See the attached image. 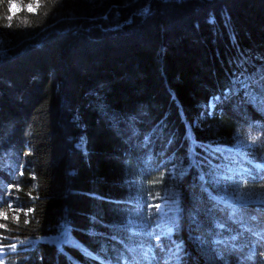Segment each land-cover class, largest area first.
<instances>
[{"label": "trees", "instance_id": "trees-1", "mask_svg": "<svg viewBox=\"0 0 264 264\" xmlns=\"http://www.w3.org/2000/svg\"><path fill=\"white\" fill-rule=\"evenodd\" d=\"M246 89L263 96L264 0H0V264H147L127 221L170 186L180 264H264V206L212 182L218 146L264 127Z\"/></svg>", "mask_w": 264, "mask_h": 264}, {"label": "rangeland", "instance_id": "rangeland-1", "mask_svg": "<svg viewBox=\"0 0 264 264\" xmlns=\"http://www.w3.org/2000/svg\"><path fill=\"white\" fill-rule=\"evenodd\" d=\"M243 87L246 88L245 85ZM262 95L260 97L256 96L250 89H246L244 92L245 100L257 105V110L264 115V92H262ZM208 107L209 112H211L213 108L212 101L209 102ZM262 125V123L244 124L235 133V142L231 147L218 146V149L220 151L224 150L226 154L220 161L223 171L213 173L212 182L218 191L219 197L229 204L264 206V181L248 183L243 179H237V176L240 175H252L243 161L264 170V135L262 134L264 127ZM253 138L255 139L253 140ZM169 171L173 179L181 174L177 166L170 168ZM158 199V203L154 205L149 204V198H145L143 202H141L142 200L136 201L139 205L142 203V208L133 214L135 215L133 218L127 221L128 230L139 237L148 238L151 240L150 243L155 244V246H158L159 239L162 242L164 241L161 243L164 248V250H161L163 264H180L179 244L173 238L174 226L178 217L177 198L173 187L170 186L165 189ZM234 237L236 238L235 234ZM245 242H241V248L250 252L256 250V243L247 245ZM147 244H135L130 247L135 257L138 256V260L150 262L153 259L152 256H148L145 249ZM227 249L232 250L231 244H228ZM230 252L226 249H220L217 251V259L224 264H229L230 259L232 260ZM122 261L120 264H124Z\"/></svg>", "mask_w": 264, "mask_h": 264}, {"label": "snow or ice", "instance_id": "snow-or-ice-1", "mask_svg": "<svg viewBox=\"0 0 264 264\" xmlns=\"http://www.w3.org/2000/svg\"><path fill=\"white\" fill-rule=\"evenodd\" d=\"M13 7H14V6H13ZM29 9L31 10V6H29ZM8 19H9V20H11V19H12V17H11V16H9V17H8ZM254 139H255V138H253V140H254ZM13 247H15V246H13Z\"/></svg>", "mask_w": 264, "mask_h": 264}]
</instances>
